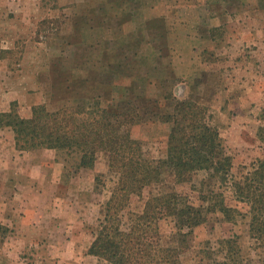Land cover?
Segmentation results:
<instances>
[{"label":"rangeland","instance_id":"1","mask_svg":"<svg viewBox=\"0 0 264 264\" xmlns=\"http://www.w3.org/2000/svg\"><path fill=\"white\" fill-rule=\"evenodd\" d=\"M44 6L50 11L40 23L5 25L7 36L16 29L20 36L0 38V113L15 101L23 117L35 106L58 111L94 97L104 106L131 102L145 119L133 137L159 160L171 132L160 117L195 98L210 108L235 172L264 160L258 137L264 0H46ZM64 159L54 150H20L14 132L0 128V244L8 242L0 246V264H107L89 248L116 181L108 156L99 154L92 169ZM204 180L208 184L200 173L192 186H178L166 170L145 195L178 190L198 196ZM165 232L171 238V227ZM235 235L248 256L264 254L249 237L247 218L227 222L212 213L190 237L184 263L208 262L201 252L206 243Z\"/></svg>","mask_w":264,"mask_h":264},{"label":"trees","instance_id":"2","mask_svg":"<svg viewBox=\"0 0 264 264\" xmlns=\"http://www.w3.org/2000/svg\"><path fill=\"white\" fill-rule=\"evenodd\" d=\"M211 117L210 108L195 98L178 101L173 113L160 117L171 132L166 157L159 160L148 157L144 143L133 137V128L145 119L131 102L104 106L94 97L58 111L35 106L30 117H23L15 101L0 113V128L14 132L18 149L54 150L78 169H92L99 154L108 156L116 181L89 255L107 264H185L190 237L212 213L227 222L247 218L249 237L264 249V160L235 172L233 156ZM258 137L264 143V126ZM166 170L178 186H192L200 173L206 174L208 184L204 180L198 186V196L178 190L146 196ZM136 199L140 206L134 205ZM166 226L171 227V238ZM241 240L235 235L220 238L216 245L207 242L201 250L208 261L204 263L264 264V254L258 260L248 256Z\"/></svg>","mask_w":264,"mask_h":264},{"label":"crops","instance_id":"3","mask_svg":"<svg viewBox=\"0 0 264 264\" xmlns=\"http://www.w3.org/2000/svg\"><path fill=\"white\" fill-rule=\"evenodd\" d=\"M46 0H0V38H8L10 35L12 38H17L18 29H16L15 34L6 35V26L14 23H40L47 19L48 12L44 6V2ZM47 14V15H46ZM8 33H12L9 31ZM20 36V35H18ZM11 49V48H6ZM18 194V193H16ZM13 212V211H12ZM14 213V212H13ZM15 214V213H14ZM13 214H10L12 217ZM4 214L0 213V221L2 220ZM14 217V215H13ZM16 218V217H14ZM17 233H21V229L19 227L16 228ZM17 243H20L18 241ZM1 247L8 246V242H3L0 244ZM5 256L8 254L4 253ZM4 256L0 254V260L3 259ZM9 259L11 256H8ZM16 259V257H13ZM11 260V259H10Z\"/></svg>","mask_w":264,"mask_h":264}]
</instances>
